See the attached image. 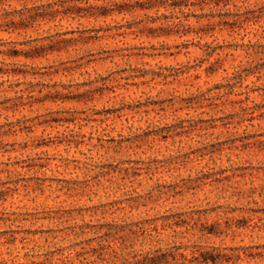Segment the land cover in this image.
Returning a JSON list of instances; mask_svg holds the SVG:
<instances>
[{
	"label": "rangeland",
	"instance_id": "1",
	"mask_svg": "<svg viewBox=\"0 0 264 264\" xmlns=\"http://www.w3.org/2000/svg\"><path fill=\"white\" fill-rule=\"evenodd\" d=\"M156 1L0 0V264H264V0Z\"/></svg>",
	"mask_w": 264,
	"mask_h": 264
},
{
	"label": "trees",
	"instance_id": "2",
	"mask_svg": "<svg viewBox=\"0 0 264 264\" xmlns=\"http://www.w3.org/2000/svg\"><path fill=\"white\" fill-rule=\"evenodd\" d=\"M166 1V2H165ZM200 2V0H197ZM156 2H160L161 5H154L153 9H160V8H166L163 4L169 3L168 7L172 9H180L188 8L190 0H157ZM165 2V3H163ZM203 2V1H202ZM193 6V5H191ZM216 6H219L218 3H216Z\"/></svg>",
	"mask_w": 264,
	"mask_h": 264
}]
</instances>
